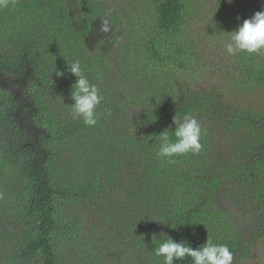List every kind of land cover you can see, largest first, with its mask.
<instances>
[{
  "label": "trees",
  "instance_id": "1",
  "mask_svg": "<svg viewBox=\"0 0 264 264\" xmlns=\"http://www.w3.org/2000/svg\"><path fill=\"white\" fill-rule=\"evenodd\" d=\"M146 1L152 39L131 52L151 78L149 105L120 129L115 125L122 108L103 91L106 76L113 77L110 53L101 49L119 42L115 33L124 28L123 13L111 7L114 0H15L0 10V249L7 264H67L60 250L79 240L85 226L81 210L98 211L101 204L106 221L132 225L146 264H163L154 249L168 237L194 249L208 237L227 244L234 264H244L264 240V108L257 109L256 98L264 91V54L230 56L234 76L225 89H198L185 79L199 44L237 30L264 11V0H213L204 35L198 24L206 4ZM101 16L113 29L108 36L96 28ZM147 32L143 25L133 35ZM77 59L105 97L95 128L73 120L67 106L74 103L69 97L76 77L66 72V61ZM56 66L65 77L55 75ZM248 92L255 94L249 103L243 97ZM177 113L201 121L204 149L169 165L155 156V136L170 126L175 130ZM141 161L149 166L138 174ZM227 188L241 199L237 207L256 214L251 242L238 236L219 206ZM138 205L148 213L136 220Z\"/></svg>",
  "mask_w": 264,
  "mask_h": 264
},
{
  "label": "rangeland",
  "instance_id": "2",
  "mask_svg": "<svg viewBox=\"0 0 264 264\" xmlns=\"http://www.w3.org/2000/svg\"><path fill=\"white\" fill-rule=\"evenodd\" d=\"M197 1L200 5L206 4V17L202 16L198 24V31L204 35L210 28L212 21L209 16L212 8L216 7V3L213 0ZM111 7H117L119 9L118 14L122 12L125 21L123 22V30L115 33L120 41H112L111 46L102 45L101 47L102 50H107L110 53L107 65L111 71L109 74L113 76L112 78L106 76L108 79L105 81L103 91L105 95H111L110 99H116L122 108L121 118L116 120L115 125V129H120L130 127L128 123H131V119L138 118L144 108H148L149 104L146 101L148 87L146 85L150 83L151 78L143 73L144 70L140 68L142 61L136 62L137 56L133 55L131 51H134L136 46L140 47V44L145 45L151 40L153 30L149 25L152 20L144 12V8L147 7L146 0H114ZM144 16H147V18L142 19ZM101 19L105 18L101 16L95 20L98 29ZM114 20L117 19L114 18ZM28 24L32 29L36 28L34 24ZM143 25H148V32L141 33L135 38L133 33ZM99 33L101 36L110 35V33L104 34L100 31ZM226 33L227 31L221 33V36L208 40L206 43H200L198 48L196 47L198 50L195 53V65L192 66L189 74L185 75V79L190 78V81L195 83L193 87L197 86L198 89H225L229 84V78L234 76L233 73L231 74V57L223 48V42L228 39ZM134 54H138V52L136 51ZM124 69L126 70L124 71ZM260 93L261 96L256 94L257 109L264 108V91H260ZM254 95L248 92L243 97L249 103L254 99ZM141 99H143L142 106L138 104ZM238 100L240 103H244L237 98L235 101ZM234 141L237 140L234 139L225 144L228 146ZM144 163L141 169L138 170V174H142V170L149 166L147 162ZM227 190L229 188L223 190L224 196L219 199V206L228 213L231 224L234 225L238 236L243 237L246 242H251L257 227L258 220L254 219L256 214L252 210L249 213L244 208L237 207L241 199L228 195ZM130 196H135V193ZM134 199H130V201ZM246 205H248L247 202ZM103 208L104 204H101L98 211L95 206L90 210H81L85 218V226L80 232L79 240L73 244L65 242L60 250L68 257L67 264H146L147 254L141 257L139 253L140 246L134 245L135 238L133 237L134 228H131L132 225L130 223L116 225L110 220L106 221ZM147 213L148 211L144 210L142 205H138L134 210L136 220L144 217ZM121 226H125V229L121 230ZM126 241L127 245L125 244ZM258 244L245 259L244 264H264V240H260ZM99 259L102 261H99ZM0 264H7L5 259H1V249Z\"/></svg>",
  "mask_w": 264,
  "mask_h": 264
},
{
  "label": "clouds",
  "instance_id": "3",
  "mask_svg": "<svg viewBox=\"0 0 264 264\" xmlns=\"http://www.w3.org/2000/svg\"><path fill=\"white\" fill-rule=\"evenodd\" d=\"M228 3H233V0H228ZM14 4L15 0H0V10ZM99 31L104 34L112 32L108 19L100 20ZM227 34L228 39L223 42V48L229 56L264 54V11L256 12L251 18L245 19L237 30ZM66 62V72L76 77L69 97L74 103L67 105L71 109L70 115L73 120L82 121L86 127L95 128L104 115L99 108L105 97L100 88L85 75L79 59ZM66 72L58 70L57 66L54 69L55 75L60 78L65 77ZM107 115H111L110 110H107ZM173 124L174 131L170 126L155 136L159 142L155 156L169 165L177 162L176 157L199 155L204 149L203 125L195 115L186 113L181 117L177 113L173 117ZM154 254L163 258V264H175L178 261H190V264H234V253L228 245L214 243L209 237L206 243L196 249L187 242H176L168 237L155 247Z\"/></svg>",
  "mask_w": 264,
  "mask_h": 264
}]
</instances>
